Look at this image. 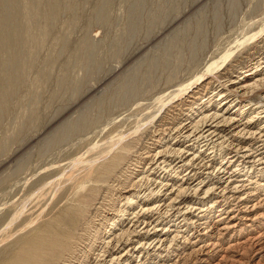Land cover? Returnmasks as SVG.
Returning a JSON list of instances; mask_svg holds the SVG:
<instances>
[{"label": "bare ground", "instance_id": "1", "mask_svg": "<svg viewBox=\"0 0 264 264\" xmlns=\"http://www.w3.org/2000/svg\"><path fill=\"white\" fill-rule=\"evenodd\" d=\"M54 3L55 11L59 12L60 7ZM14 4L12 1L0 3V35L4 34L0 52L7 51L5 64L0 63V75L8 80L0 93V111L24 74L17 68V73L8 70L9 65L21 64V45L15 41V33L8 30L12 12L6 13L7 6ZM43 18L46 21L45 13ZM262 22L257 31L252 24L254 31L251 28L250 32L238 34L225 51L216 52L209 60L202 59L203 63L199 61L201 69L194 65L193 74L177 73L183 60L173 65L167 74L166 92L142 104L144 107L136 113L126 114L127 118L136 115L135 119L124 120L135 126L130 134L115 133L120 126L127 125L124 121L119 124L125 114L103 125L100 132L111 128L108 139L101 144L96 142L74 162V170L67 174L65 183L69 182L73 190L71 203L44 222L45 228L34 237L31 234L28 240H25L26 234L22 239L16 230L10 235L14 233L11 229L17 218L15 212L16 216L1 231L7 237L0 240V264H264ZM40 31L38 34L43 37L49 34L46 27ZM85 46L89 52L95 49L91 42ZM246 50L252 51V57L258 54L257 57L232 63ZM196 51L191 52V60ZM89 52L86 55H91ZM89 55L84 62L91 61ZM137 89L134 87L132 93ZM175 111L178 114H173ZM151 125L155 131L151 128L153 132L149 130L148 134H155L151 137L155 139V153L148 156L147 150L142 154L144 158L141 157L143 164L134 161L135 168H129L132 170L128 172L124 169L122 173L123 163L133 153L134 139L140 132H147ZM55 185L50 183L47 187L51 189ZM104 192L107 200L95 203ZM36 220L26 226L30 228L28 234L35 232Z\"/></svg>", "mask_w": 264, "mask_h": 264}, {"label": "rangeland", "instance_id": "2", "mask_svg": "<svg viewBox=\"0 0 264 264\" xmlns=\"http://www.w3.org/2000/svg\"><path fill=\"white\" fill-rule=\"evenodd\" d=\"M8 1L16 3V9L14 6L6 8L7 14L12 12L8 30L15 33L13 36L17 38H13L18 46L21 45V64L9 65L8 70L17 73V68L24 74L13 86L16 87L0 111V236H4L0 240L7 237L1 233L4 225L7 226L16 215L11 229L14 233L10 235L17 231L22 239L26 234L25 240H28L31 234L34 237L36 232L45 228L44 222L71 203L73 190L65 181L68 180L67 174L74 170V162L96 142L101 144L108 139L111 128L100 132L103 125L124 114L119 124L135 119L133 116L136 115L127 118L126 114L136 113L137 109L144 107L142 104L154 100L155 95L165 93L168 89L165 86L167 74L173 65L184 63L178 74L195 73L194 68L201 69L202 59L209 60L214 54L225 51L241 33L251 28L257 31L258 24L262 22L260 19L264 18V0H0V3ZM53 3L60 7L59 12L55 11ZM38 12L40 14L36 17ZM44 13L46 21L41 19ZM256 21L260 22L257 24ZM43 27L49 33L44 37L38 34ZM2 36L4 34L0 39ZM87 42L93 43L94 51L89 52L85 46ZM193 50H197L194 61L189 58ZM88 52L91 53L88 54L91 61L86 63ZM240 54L232 63L239 59L244 63L258 55L252 57V51L247 50ZM6 57L7 51H1V64H5ZM2 77L0 75L1 94L2 87L6 88L8 82ZM134 87L138 88L136 94L132 93ZM181 118L182 115L179 120ZM116 122L114 125L117 127ZM75 126L76 129H72ZM134 127L127 123L115 133L127 131L128 134L134 131ZM151 128L155 131V126L151 125L147 132H140L132 140L136 142L133 155L123 163L122 173L124 169L128 172L135 168V162L143 164L141 157L144 158L142 154L147 150L148 156L155 153V139L151 140L155 134H150L153 132ZM50 183L56 184L53 189H48ZM104 194L95 203L102 199L105 202ZM35 220L33 225L40 227L34 225L36 230L39 229L28 234L27 229L30 228L26 226Z\"/></svg>", "mask_w": 264, "mask_h": 264}]
</instances>
